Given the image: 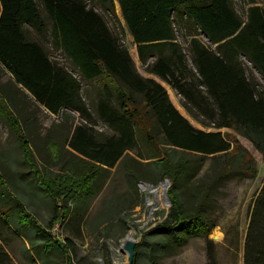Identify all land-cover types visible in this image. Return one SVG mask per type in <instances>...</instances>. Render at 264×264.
<instances>
[{
  "label": "trees",
  "instance_id": "trees-1",
  "mask_svg": "<svg viewBox=\"0 0 264 264\" xmlns=\"http://www.w3.org/2000/svg\"><path fill=\"white\" fill-rule=\"evenodd\" d=\"M114 1L135 57L150 76L137 72L128 47L104 17L114 13ZM258 3L264 0H248L241 16L233 0H0L1 68L33 104L53 115L67 108L85 122L75 125L64 145L77 160L66 164L67 171L80 172L84 193L92 198L101 173L133 151L138 159L151 160L161 178L169 180L171 207L141 242L148 247V264H161L193 237L204 239L208 264H217L214 244L207 238L215 227L205 219L207 208L228 181L256 175L254 158L220 129L249 141L264 159V8ZM180 31L186 32L184 44L178 41ZM201 34L209 45L198 40ZM47 44L61 51L81 82L49 58ZM161 82L175 90L199 125L216 131L192 126ZM92 110L113 132L101 141L90 126ZM0 112L16 135L23 161L32 167L23 126L1 98ZM141 145L147 146L145 155ZM135 175V170L128 171L126 177ZM36 182L51 194L40 177ZM185 183L197 201L189 214L184 208ZM6 184L0 176V219L6 227L20 235L23 226L36 228L46 253L57 249L65 254L73 247L69 239L61 245L39 228ZM262 184L250 210L243 264H264ZM138 250L133 264L144 260ZM9 260L0 248V264Z\"/></svg>",
  "mask_w": 264,
  "mask_h": 264
},
{
  "label": "rangeland",
  "instance_id": "rangeland-1",
  "mask_svg": "<svg viewBox=\"0 0 264 264\" xmlns=\"http://www.w3.org/2000/svg\"><path fill=\"white\" fill-rule=\"evenodd\" d=\"M247 1L233 0L234 8L241 16L245 14ZM258 5L264 8V3ZM96 10L100 12L98 8ZM104 17L110 29L116 32L121 42L128 47L137 72L144 77L150 76L144 72V67L135 57L132 38L126 30L115 1L114 13H106ZM185 34V31L178 33V41L182 44ZM198 40L209 45L203 34ZM45 47L52 61L60 62L80 81V76L72 72L70 62L65 60L60 50H55L49 44ZM254 74L258 81H261L259 74L257 72ZM162 85L166 88L169 100L192 126L203 131H216L199 125L190 114H187L183 108V100L175 90L164 83ZM82 86L84 89L87 88L83 83ZM81 94L87 103L85 93ZM0 98L5 100L13 115L20 120L32 153L30 167L23 161V150L17 143L16 135L4 119V114L0 112V176L6 181L7 189L36 220L39 228L51 233L57 243L64 245L65 240L69 239L73 246L67 249L65 254L57 249L46 253L42 249L45 240L42 234L37 233L36 228L23 226L22 234H16L11 226L6 227L0 219V248L8 254L10 259L8 264H128L127 254L123 251L122 245L127 236H131L136 247L139 246L138 251L144 259L141 264H148L145 259L148 247L141 243L143 235L164 220L171 207V201L166 192L168 205L157 204L154 194L146 189L144 191L140 186L151 185L156 191H160V183L168 179L161 178L159 172L149 163L151 160L138 159L133 151L129 152L118 166L101 173L95 182L96 193L90 198L81 187L83 178L78 175L80 172L76 175L67 171L66 164L77 160L69 147L64 146L75 125L85 123L83 119L67 108L62 109L58 115H53L43 107L33 104L26 94L16 87L12 77L1 66ZM92 115L94 122L90 126L96 140L101 141L111 136L113 132L98 119L93 110ZM220 131L231 134V137L236 138L254 158L256 175L234 178L220 189V193L214 197L206 211L207 223L215 224L207 238L214 244L217 264H243L250 210L264 181V159L249 141L234 132L225 129ZM157 140L160 141V137ZM140 147L145 155L147 146ZM207 164L206 162L202 171ZM134 170L137 175L128 180L127 172ZM36 176L40 177V183L50 190L51 194L37 187ZM183 186L184 208L189 214L197 201L191 195L189 184L185 183ZM55 204H58V212L55 210ZM55 225L57 231L53 232L51 229ZM186 243L178 252L165 256L159 262L208 264L206 242L203 238L193 237ZM66 258L69 259V263Z\"/></svg>",
  "mask_w": 264,
  "mask_h": 264
},
{
  "label": "built area",
  "instance_id": "built-area-1",
  "mask_svg": "<svg viewBox=\"0 0 264 264\" xmlns=\"http://www.w3.org/2000/svg\"><path fill=\"white\" fill-rule=\"evenodd\" d=\"M144 185H146V184H141L140 187L145 191V187H143ZM150 187H152V186L150 185ZM160 187H161L160 191H156L155 188L152 187L153 190H154V193L153 192L152 193L154 194L155 201H156L157 204H166V205H168V201L166 199V192H168V189L170 187L169 186V181L168 180L163 181V183H160ZM155 192L158 194V197L155 195ZM51 231L56 232L57 231V225H55L51 229Z\"/></svg>",
  "mask_w": 264,
  "mask_h": 264
},
{
  "label": "water",
  "instance_id": "water-1",
  "mask_svg": "<svg viewBox=\"0 0 264 264\" xmlns=\"http://www.w3.org/2000/svg\"><path fill=\"white\" fill-rule=\"evenodd\" d=\"M123 251L127 254L128 264H133L136 243L129 236L123 241Z\"/></svg>",
  "mask_w": 264,
  "mask_h": 264
},
{
  "label": "bare ground",
  "instance_id": "bare-ground-1",
  "mask_svg": "<svg viewBox=\"0 0 264 264\" xmlns=\"http://www.w3.org/2000/svg\"><path fill=\"white\" fill-rule=\"evenodd\" d=\"M116 2V1H115ZM116 7L118 8L119 7V4H118V2H116ZM143 187H145V189L149 192H153L154 193V190H153V188L152 187H150V185H144ZM155 195L158 197V194L155 192ZM130 238H131V236H129Z\"/></svg>",
  "mask_w": 264,
  "mask_h": 264
}]
</instances>
